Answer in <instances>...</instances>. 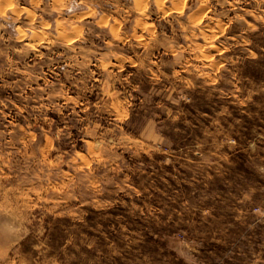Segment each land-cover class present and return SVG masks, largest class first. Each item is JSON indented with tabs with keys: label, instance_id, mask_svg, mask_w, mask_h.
Segmentation results:
<instances>
[{
	"label": "rangeland",
	"instance_id": "rangeland-1",
	"mask_svg": "<svg viewBox=\"0 0 264 264\" xmlns=\"http://www.w3.org/2000/svg\"><path fill=\"white\" fill-rule=\"evenodd\" d=\"M0 25V264H264V0Z\"/></svg>",
	"mask_w": 264,
	"mask_h": 264
},
{
	"label": "clouds",
	"instance_id": "clouds-1",
	"mask_svg": "<svg viewBox=\"0 0 264 264\" xmlns=\"http://www.w3.org/2000/svg\"><path fill=\"white\" fill-rule=\"evenodd\" d=\"M14 2L18 6V0H10V2L7 3L6 5L3 3V0H0V18H5L6 17V12L11 10V8L13 7V3ZM68 10L71 11L72 10L71 7H69ZM7 18L11 19V17H7ZM2 26L3 25H0V27H2ZM24 231L26 232L27 229H24Z\"/></svg>",
	"mask_w": 264,
	"mask_h": 264
},
{
	"label": "bare ground",
	"instance_id": "bare-ground-1",
	"mask_svg": "<svg viewBox=\"0 0 264 264\" xmlns=\"http://www.w3.org/2000/svg\"><path fill=\"white\" fill-rule=\"evenodd\" d=\"M180 13V12H179ZM181 15V14H180ZM207 48V47H206ZM211 49V48H210ZM209 51V50H208Z\"/></svg>",
	"mask_w": 264,
	"mask_h": 264
}]
</instances>
